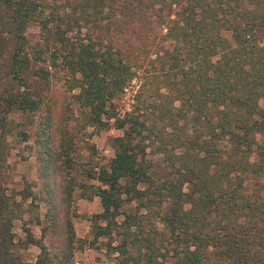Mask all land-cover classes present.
Segmentation results:
<instances>
[{
  "label": "trees",
  "instance_id": "1",
  "mask_svg": "<svg viewBox=\"0 0 264 264\" xmlns=\"http://www.w3.org/2000/svg\"><path fill=\"white\" fill-rule=\"evenodd\" d=\"M263 33L264 0H0V145L11 114L38 116L33 264H73L76 196L99 199L93 241L118 264H264ZM58 66L68 117L44 96ZM72 105L83 128L120 132L105 164L83 157ZM10 204L0 186V264H24Z\"/></svg>",
  "mask_w": 264,
  "mask_h": 264
},
{
  "label": "rangeland",
  "instance_id": "2",
  "mask_svg": "<svg viewBox=\"0 0 264 264\" xmlns=\"http://www.w3.org/2000/svg\"><path fill=\"white\" fill-rule=\"evenodd\" d=\"M25 37L29 51L36 49L40 40L38 26L30 23L25 30ZM260 42L264 47V33ZM67 78L66 72L61 67H55L52 69L49 91L46 92L47 88H43L47 94L44 96L50 100L52 107L57 113L63 112L62 117L70 116L68 112H65V108L72 102L71 96L75 93V91L70 93L67 91L65 84ZM133 89L135 88L132 87L126 91L124 97L126 107L131 103ZM73 106L75 105H72L75 116L74 124L80 134L79 138L86 139L94 146V152H85L83 157L88 160L90 156H93L94 163L105 164L113 157L110 140L118 136L120 132L112 127L83 128L84 111ZM8 122L10 133L5 139L4 147L0 145V186L12 203L10 209L15 216L12 227V232L15 235L14 242L18 239L22 241L15 243L14 250L19 256L20 262L33 264L37 260L39 249L34 245L26 244L27 236L30 235L36 240L41 238V228L46 225L45 214L47 212L42 183L37 175L34 148V132L38 116L37 114L15 112L8 117ZM148 155L149 158H155L151 150L148 151ZM99 213H101V206L97 197L91 200L75 197L70 210L76 239L72 257L73 264H118L117 255L112 251L113 241L107 237L93 241L94 216ZM59 223L61 222L59 221ZM44 243L53 249V245L58 243V239L50 234L45 237Z\"/></svg>",
  "mask_w": 264,
  "mask_h": 264
}]
</instances>
